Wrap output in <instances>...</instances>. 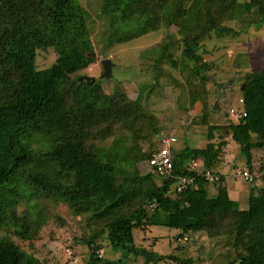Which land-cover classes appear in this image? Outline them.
Listing matches in <instances>:
<instances>
[{"label": "trees", "instance_id": "trees-1", "mask_svg": "<svg viewBox=\"0 0 264 264\" xmlns=\"http://www.w3.org/2000/svg\"><path fill=\"white\" fill-rule=\"evenodd\" d=\"M102 12L109 16L111 37L123 41L158 29L164 33L161 54L173 47L182 50L188 70L197 76L192 84L187 77L192 104L207 103L209 84L223 68L205 58L202 42L234 35L238 31L228 25L234 18L241 26L264 25V0H104ZM84 13L82 3L75 0H0V264H51L48 257L30 258L19 242L36 247L51 215L71 226L61 214H50L51 199L84 217L91 231L94 227L90 236L65 237L67 244H87L90 258L84 264H122L123 257L112 260L102 255L100 232H106L110 244L124 256L139 255L143 246L137 244L141 238L135 237V229L147 240L149 226L161 222L179 230L176 238L191 234V242L197 232L233 236L228 264H264V159L257 158L264 152V70L243 76V102L236 109L246 115L224 110L226 121L217 125H211L210 114L189 120L195 130H208L210 140L216 128L225 131L246 155L244 169L254 179L236 178L246 186L248 207L235 209L211 192L215 185L225 188L230 177L221 176L213 186L204 177L207 169L217 173L219 150L213 142L182 151L173 146V175H162L155 167L140 172L136 168L144 158L148 163L161 146L162 133L176 135L174 130H168L141 97L98 94L93 89L85 98L74 90L67 95L59 87V81L93 51ZM128 23L135 32L123 36L121 26ZM49 47L61 56L60 64L37 69V50ZM215 104L212 107L221 106ZM146 141L153 147L138 156L135 148ZM109 142L111 146L105 147ZM118 149L130 153L126 160L133 161L123 176L117 174L118 168H126L114 154ZM177 176L194 177L193 184L173 192ZM25 189L38 197L34 213L18 212ZM185 206L191 214L183 212ZM54 235L50 230L49 236ZM71 245L64 252L73 264L66 251L73 249ZM179 256L174 258L181 260ZM195 258L183 262L202 261Z\"/></svg>", "mask_w": 264, "mask_h": 264}, {"label": "rangeland", "instance_id": "rangeland-1", "mask_svg": "<svg viewBox=\"0 0 264 264\" xmlns=\"http://www.w3.org/2000/svg\"><path fill=\"white\" fill-rule=\"evenodd\" d=\"M75 1L81 2L85 10L84 14L88 19L93 51L89 52L86 59L76 66V71L65 75L59 81V87L63 88L67 95L71 90H74L79 92L82 97L87 98L92 96L90 92L96 89L98 94L125 92L132 98L141 97L148 110L158 115L159 121H164L168 130H174L179 142L173 146L178 151L187 147H203L211 141L219 150L214 163V170L217 174L231 178L230 175L233 176L236 169L245 168L246 155L242 152L240 145L231 139L230 135H226L225 131L216 128L214 136L210 140L208 130L205 132L195 130V126H191L189 120H192V116L210 114L211 125L222 124L226 121L224 110H230L232 107L238 108L242 104L243 100L240 96L242 88L245 87V83L241 86L243 76L248 71L264 70V25L262 27L241 26L234 18L228 21V25L238 32L234 35L213 37L202 42L201 51L204 52L205 58L215 61L223 68H219L215 80L220 85L215 82L209 84L211 93L207 103L196 102L192 104L187 77L192 84L196 82L197 76L188 70L189 61L179 47L170 48L161 54L160 46L164 37L162 30H150L120 41L118 36L111 37L112 27L109 16L102 12L104 0ZM133 26L130 23L121 26L123 36L135 32ZM37 52L35 61L37 69H45L54 64H60L61 56L54 48H42L38 49ZM105 57L111 58L116 64L112 65V78L101 81L98 79L103 72L100 61ZM86 75L96 78L90 83L79 81ZM215 103L221 106L219 108L212 107L216 105ZM212 108L217 109L212 112ZM252 138L254 141L258 139L256 134H253ZM107 146H111V142L105 145V147ZM152 147V143L146 141L141 143V146L136 147L135 152L138 156H142L147 152V149ZM114 154L123 161L122 163L126 164V168L120 167L117 170V174L123 176L126 172L128 173V166L133 162L132 159L126 160L130 153L124 154L123 149H118ZM257 158L259 161L263 160L264 152L260 153ZM144 160L136 170L141 172L152 169L153 166ZM206 171L212 172L211 169ZM230 178L228 179L231 181H228L225 188L219 189L217 185L213 187L211 191L213 196L220 197L223 203L232 206V208L246 209L248 207L246 198L248 193L243 192L246 188L245 184L239 179ZM231 185H236L237 189ZM31 195L29 190L23 191L24 200L18 204V212L30 210L34 213L38 197ZM48 208L50 214L51 212L59 213L67 218L71 226L56 222L51 215L49 224L42 230L41 238L35 242L36 247L31 246L28 242L21 240L19 242L28 252L30 258H35L34 255H36V257H48L51 264H69V256L64 250L67 245L71 244H67L68 241H65V237L70 235L72 237L75 235L90 236L95 231L94 227L91 231L85 223L84 217L71 214L65 205L58 200L51 199ZM183 212L191 214L192 210L185 206ZM50 230L55 232L54 237L49 236ZM147 232L146 236L149 238L144 240L142 239L143 232L135 229V237L141 238L137 244H142V250L158 253L164 258H158L157 261L147 259L141 253L142 250L139 255L130 253L124 256L123 250L116 249L110 244L106 232L98 234L97 243L101 246V253L105 257L112 260L123 257L122 264L133 262L140 264H187L183 260L189 257H196L197 259L201 257L202 261L195 260L193 264L229 263V254L231 253L229 248L231 249L233 236L211 237L197 232L192 234L194 242H191V234L187 236L188 238H176L179 230L168 227L164 222L151 224ZM71 246L79 256L78 264H84L89 260L87 244L80 242ZM179 255L183 256L181 260L174 258ZM11 264H15V261H12Z\"/></svg>", "mask_w": 264, "mask_h": 264}, {"label": "built area", "instance_id": "built-area-1", "mask_svg": "<svg viewBox=\"0 0 264 264\" xmlns=\"http://www.w3.org/2000/svg\"><path fill=\"white\" fill-rule=\"evenodd\" d=\"M230 113L234 116L246 115V112H239L236 108H231ZM177 141V136L174 134H166L162 136V145L156 150L155 153L148 159V163L156 168V170L162 175H173L174 160H173V145ZM259 175V174H257ZM234 176L236 178L251 181L254 179L253 174L247 169L238 168L235 171ZM205 179L211 183L220 179V175L211 171H206L204 175ZM194 177L177 176V180L174 183L171 191H181L189 184H193ZM172 192V193H173ZM66 251L72 256V262L77 263L78 258L73 256V249L67 248Z\"/></svg>", "mask_w": 264, "mask_h": 264}, {"label": "water", "instance_id": "water-1", "mask_svg": "<svg viewBox=\"0 0 264 264\" xmlns=\"http://www.w3.org/2000/svg\"><path fill=\"white\" fill-rule=\"evenodd\" d=\"M100 62H101L102 67H103V72L98 77V79L108 80V79L112 78V75H113V73H112L113 66L112 65L113 64L115 65L116 63L109 57L102 58ZM95 78L96 77H94V76H87V75L85 77H83V79H86V81H88L89 83L93 82L95 80ZM141 253L144 254L147 259H154L156 261L158 260V257L156 256L155 253H150L146 250H142Z\"/></svg>", "mask_w": 264, "mask_h": 264}, {"label": "clouds", "instance_id": "clouds-1", "mask_svg": "<svg viewBox=\"0 0 264 264\" xmlns=\"http://www.w3.org/2000/svg\"><path fill=\"white\" fill-rule=\"evenodd\" d=\"M162 136H163V133H162ZM161 145H162V142H161ZM173 149V148H172ZM149 164V163H148ZM234 174H235V172H234ZM234 174H233V176L232 175H230L231 177H233V178H236L235 176H234ZM221 176H223V175H221ZM221 176H220V178H221ZM212 185H213V183H211ZM73 256H76L77 258H78V261H77V263H73V264H78L79 263V256L76 254V252H75V250L73 249ZM72 257V256H71Z\"/></svg>", "mask_w": 264, "mask_h": 264}, {"label": "crops", "instance_id": "crops-1", "mask_svg": "<svg viewBox=\"0 0 264 264\" xmlns=\"http://www.w3.org/2000/svg\"><path fill=\"white\" fill-rule=\"evenodd\" d=\"M223 173H224V172H223ZM212 186H213V185H212ZM212 186H211V187H212ZM233 186H234V187L237 189L236 185H233ZM211 191H212V189H211ZM243 192H245V189H244V191H243ZM240 193H241V192H240Z\"/></svg>", "mask_w": 264, "mask_h": 264}]
</instances>
